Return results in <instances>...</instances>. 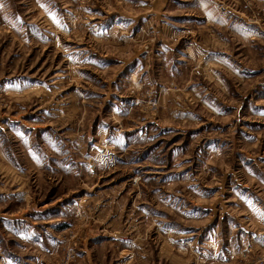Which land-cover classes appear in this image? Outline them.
Instances as JSON below:
<instances>
[{
    "label": "rangeland",
    "instance_id": "obj_1",
    "mask_svg": "<svg viewBox=\"0 0 264 264\" xmlns=\"http://www.w3.org/2000/svg\"><path fill=\"white\" fill-rule=\"evenodd\" d=\"M0 264H264V0H0Z\"/></svg>",
    "mask_w": 264,
    "mask_h": 264
}]
</instances>
